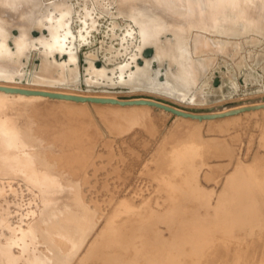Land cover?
<instances>
[{
  "label": "rangeland",
  "instance_id": "374dc122",
  "mask_svg": "<svg viewBox=\"0 0 264 264\" xmlns=\"http://www.w3.org/2000/svg\"><path fill=\"white\" fill-rule=\"evenodd\" d=\"M157 3L0 0V264H264V219L230 232L224 211L245 189L264 215L259 3L197 23L184 54L212 63L179 95L171 48L145 57Z\"/></svg>",
  "mask_w": 264,
  "mask_h": 264
},
{
  "label": "bare ground",
  "instance_id": "6f19581e",
  "mask_svg": "<svg viewBox=\"0 0 264 264\" xmlns=\"http://www.w3.org/2000/svg\"><path fill=\"white\" fill-rule=\"evenodd\" d=\"M113 1L116 2V0ZM157 1L158 7L155 8L156 11H159L161 14L164 15H161V17L163 16V19H159L156 17L155 20L152 21L155 27L154 31H156V42H151V46L146 44V46L143 45L144 48L147 47V49L144 50L147 51L145 53V57H149V60H151L153 58V53H155L156 48H158L160 53L158 55L154 54V58L158 60H163L164 57L167 56L168 48H171V59L168 60L169 64L167 63L168 68L163 70H165V74L168 75L171 73L172 68L174 73V81H172L171 84H165L163 86L165 88H171L170 93L179 95L180 83L186 80V73L188 70L191 71V77L194 79V81H198L200 80L201 75H203L206 70L208 71L212 63L210 58L206 57H192L191 59L187 60V57L185 56L184 52L189 48L188 43L193 38V28L197 25L199 21H202L203 24L209 26L211 29L220 28L221 24L219 9L220 5L222 3H225L226 0H185V2L187 3V7L184 8L181 6L178 0ZM255 1L259 3L258 5H256L257 15L255 18V26L257 29L263 32L264 0ZM150 5L151 4H149V6ZM169 32L172 34V38L161 39V35H167L169 34ZM143 46H139L140 50L142 51L144 49ZM140 62L141 61H139V63ZM144 68L146 67L144 66ZM157 72H159V67L156 69V73ZM154 76H157V74ZM151 82H154V77H151L150 83ZM165 90L169 91V89ZM1 147L2 146L0 145V150ZM19 149L20 151L23 150L22 148ZM9 151L0 154V163L9 162L17 164L18 162H16L17 160L15 159L16 156L11 154ZM240 192L242 193L238 194L236 206L232 210L231 208H224V211L227 212L226 222L229 223V225L227 224V229L230 230V232L234 231V227H246L252 230L255 225L260 224L264 219V215L262 214V212H259L260 210L255 208L253 205L256 198L254 199L253 196H249L245 189H241ZM59 224L64 227L63 222L59 219L53 220L51 225L58 226ZM59 227L61 226H58L57 229L51 233L50 238L48 239L54 241V246L62 245V243L66 239L60 236V232L58 230ZM176 234L173 235L176 236ZM194 235L196 236L197 234ZM156 236L157 240L161 242H166V238H164V236V239L161 235ZM176 240H183V238H179ZM176 240H174L173 242H175ZM106 263L110 264L109 261H106L105 264Z\"/></svg>",
  "mask_w": 264,
  "mask_h": 264
},
{
  "label": "water",
  "instance_id": "95a60500",
  "mask_svg": "<svg viewBox=\"0 0 264 264\" xmlns=\"http://www.w3.org/2000/svg\"><path fill=\"white\" fill-rule=\"evenodd\" d=\"M41 93L45 94V95H49V96H53V97H69V98H72V99H79V100H85V99H90V100H95V101H103V100H100V99H94L92 97H88V98H83V97H77V96H71V95H67V96H63V94H60V93H54V92H45V91H41ZM111 101H115V100H111ZM166 109H170L176 113H179V114H183V115H186V113H183L181 111H177L175 109H172V108H168L166 107Z\"/></svg>",
  "mask_w": 264,
  "mask_h": 264
}]
</instances>
